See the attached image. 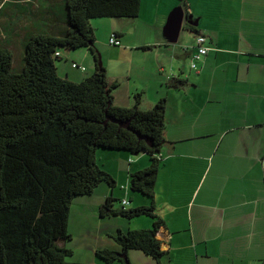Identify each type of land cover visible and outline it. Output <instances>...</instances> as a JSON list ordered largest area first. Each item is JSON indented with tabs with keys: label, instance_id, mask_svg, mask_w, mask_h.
<instances>
[{
	"label": "crops",
	"instance_id": "1",
	"mask_svg": "<svg viewBox=\"0 0 264 264\" xmlns=\"http://www.w3.org/2000/svg\"><path fill=\"white\" fill-rule=\"evenodd\" d=\"M179 4L207 38L209 51L196 70L185 60L192 61V51L182 52L178 44L172 47L160 37L174 8L163 0H153L149 38L137 35L129 43L126 36L139 22L118 19L122 22L111 33L120 35V46L105 66L109 82L118 84L113 91L116 105L132 106L136 94H141L143 110L165 100V144L154 198L155 213L164 222L156 237L166 253L161 264H264V0ZM8 26L15 28L16 22ZM163 48L169 54L162 55ZM176 79L187 84L176 88ZM98 163L116 187L110 191L101 185L87 199L74 202L71 213L76 211L83 222L90 220L89 236L95 238L93 258L78 263L95 264L96 250L120 252L119 244L110 240L118 231L153 225L146 217L126 220L100 212L109 197L129 202L125 209L148 205L129 191L130 175L147 168L148 158L103 154ZM74 206H89L95 216L83 215ZM127 256L156 264L141 252L129 251Z\"/></svg>",
	"mask_w": 264,
	"mask_h": 264
},
{
	"label": "trees",
	"instance_id": "2",
	"mask_svg": "<svg viewBox=\"0 0 264 264\" xmlns=\"http://www.w3.org/2000/svg\"><path fill=\"white\" fill-rule=\"evenodd\" d=\"M141 2L43 0L40 21L54 28L56 35L28 31L17 73L12 72V54L0 49V264H87L69 261L71 209L76 200L90 197L101 185L115 189L114 178L98 159L119 153L148 158V167L131 174L129 183L130 193L144 197L148 205L125 209L129 202L109 197L101 215L126 220L146 217L153 225L118 231L114 240L120 252L98 250L95 264H125L120 255L129 251L161 264L166 253L156 237L164 222L155 213L154 198L165 144V100L143 110L141 94H136L132 106L116 105L113 91L118 84L110 83L105 68L97 65L100 54L90 25L93 19H137ZM17 3L13 4L19 9ZM54 6L64 19L55 15ZM188 27L200 35L198 29ZM6 32L16 34L10 27ZM114 36L119 41L120 35ZM79 49L93 56L94 72L79 81L60 78L55 62L62 60L61 52ZM185 84L174 81L176 88ZM120 123H127V128ZM135 132L150 140V146Z\"/></svg>",
	"mask_w": 264,
	"mask_h": 264
},
{
	"label": "rangeland",
	"instance_id": "3",
	"mask_svg": "<svg viewBox=\"0 0 264 264\" xmlns=\"http://www.w3.org/2000/svg\"><path fill=\"white\" fill-rule=\"evenodd\" d=\"M158 1V0H157ZM169 1L172 6L174 7L171 11H174L175 8L179 7V3L182 1L180 0H163ZM14 2H18L19 9L15 8ZM142 2H145L143 0ZM52 2L51 4H53ZM55 4V3H54ZM43 0H0V49H7L13 56L14 63L12 66V72L17 73L20 69V65L22 64V59L24 57V49L23 44L28 36V31H34L36 29L40 30V33H43V30L47 35H56L55 29L52 30L48 29L44 25L47 24L44 20L40 21V18H43ZM53 8V7H52ZM55 15L59 18H63V14L59 10V7L54 6ZM154 6L153 0H147L143 5V12L137 19H126V22H131V24H135L139 22V28L135 32H129L126 36L127 41L129 43H133L132 40L137 39V35L140 39L149 38V32L153 29V21H154ZM8 15V16H7ZM198 15V13H197ZM7 16V17H6ZM169 17V16H168ZM167 17V19H168ZM64 19V18H63ZM15 21V32L17 34L11 35L10 33L6 32L8 29V22ZM134 20V21H130ZM122 22L118 19H93L90 21V25L95 31L96 37V47L97 51L100 54L102 65L105 68L108 61H111V54L115 51V47L110 45V38L113 36L111 33L112 29H116L117 26ZM185 26L181 29L179 35L175 37L174 40L171 36H166L164 29L160 34V37L165 40L168 44L172 47L173 45L176 46L178 44L182 50L185 51L186 48L192 50V48H196V36L187 28V24L184 22ZM165 27V26H164ZM26 31V32H25ZM53 33V34H52ZM117 49V48H116ZM161 54L164 55L169 51L165 48L161 50ZM62 60L56 63L57 67V74L60 78L65 79L68 77L69 79H83L86 78L92 73L95 62L92 55H90L84 49L74 50L72 52L62 51ZM82 55V57H81ZM83 57L85 59L83 60ZM110 57V58H109ZM188 63V68L191 67V61L188 58L185 59ZM91 61V67H90ZM93 61V62H92ZM72 63H77L79 66L85 67L86 71L81 72L79 70H75L72 68ZM89 64V65H88ZM94 64V66H93ZM199 63H196V65ZM106 70V69H105ZM121 95L124 94L123 90L120 91ZM136 159V158H134ZM82 199H87V197H82ZM89 199V198H88ZM83 202V201H80ZM79 202V203H80ZM77 203V205L79 204ZM115 207L118 206L117 203H114ZM80 213L83 215L93 217L95 216V210L93 211L89 206L83 207H76ZM91 211L93 213L91 214ZM72 215V217H71ZM69 218V234L72 235V241H69L68 247L73 253V257L69 259V261H74V263H78L80 259L82 260H91L93 258V249L95 247V238H91L89 236V232H91L90 220L82 221L81 218L78 216L76 211L73 210ZM98 216V215H97ZM123 222V221H122ZM130 222V221H127ZM132 222V221H131ZM102 229V228H101ZM112 242H115L114 238L110 239ZM97 251V250H96ZM95 252V251H94ZM92 253V254H91ZM135 255H139L142 258V255L139 253H132ZM144 256V255H143ZM131 264H143V261H139L135 258L130 259L128 257ZM152 260L151 258H149Z\"/></svg>",
	"mask_w": 264,
	"mask_h": 264
},
{
	"label": "water",
	"instance_id": "4",
	"mask_svg": "<svg viewBox=\"0 0 264 264\" xmlns=\"http://www.w3.org/2000/svg\"><path fill=\"white\" fill-rule=\"evenodd\" d=\"M184 22L188 26L197 28L198 21L192 19V15H187L182 8H176L168 17L167 24L165 26L164 32L166 36H171L176 39L182 29ZM98 67H102V61L100 55L98 56ZM122 127L127 128V123H120ZM135 135L140 139L144 140L148 146H150V140L147 138L141 137L138 133L135 132ZM120 258L124 260L125 264H131L127 254L120 255Z\"/></svg>",
	"mask_w": 264,
	"mask_h": 264
},
{
	"label": "built area",
	"instance_id": "5",
	"mask_svg": "<svg viewBox=\"0 0 264 264\" xmlns=\"http://www.w3.org/2000/svg\"><path fill=\"white\" fill-rule=\"evenodd\" d=\"M196 48H192V50H189V48H186L185 51H192L191 52V69L196 70L197 65L196 63H199L208 53L209 48L206 46L207 38L203 35L196 36ZM110 45L112 46H120V42L117 40V38L113 36L110 38ZM72 68L79 70L81 72H85L86 69L83 66H79L77 63L72 64ZM126 200L123 201V204H126Z\"/></svg>",
	"mask_w": 264,
	"mask_h": 264
},
{
	"label": "clouds",
	"instance_id": "6",
	"mask_svg": "<svg viewBox=\"0 0 264 264\" xmlns=\"http://www.w3.org/2000/svg\"><path fill=\"white\" fill-rule=\"evenodd\" d=\"M115 47V46H114ZM118 47V46H117ZM76 70V69H75Z\"/></svg>",
	"mask_w": 264,
	"mask_h": 264
}]
</instances>
